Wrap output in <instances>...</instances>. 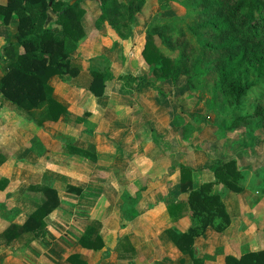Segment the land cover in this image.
Masks as SVG:
<instances>
[{
  "label": "crops",
  "instance_id": "obj_1",
  "mask_svg": "<svg viewBox=\"0 0 264 264\" xmlns=\"http://www.w3.org/2000/svg\"><path fill=\"white\" fill-rule=\"evenodd\" d=\"M140 29L133 26L132 34L121 38L109 24L95 22L74 55L86 50L89 66L141 75L148 65L141 54L145 33ZM12 30L13 25L0 21V47ZM82 64L76 76L49 79L53 96L66 107L57 120L49 118L46 105L26 110L0 95V233L12 223L22 224L42 203L44 194L33 186H51L60 199L44 218L43 237L25 233L0 244V264H73L68 259L72 254H79L84 264H193L174 240L193 224L191 210L176 218L169 212L174 202L188 196L180 188L182 163L193 169V188L213 182L211 192L220 195L230 214L222 230L208 225L194 237L199 264H225L228 254L264 248V198L255 202L246 195L264 185V168L260 164L255 169L250 161L257 158L255 152H245L246 170L235 152L224 158L214 157L215 151L207 156L200 148L203 139L193 134L187 142L180 134L182 117L187 121L191 110L181 109L173 118L172 105L140 100L151 95L154 85L131 88L119 79L107 81L105 93L96 97L87 88L88 65ZM5 69L0 62V77ZM151 96L158 100L159 95ZM75 98L80 104H73ZM230 157L243 173L240 191L217 182L211 170L212 164ZM91 231L98 232L102 247L80 243Z\"/></svg>",
  "mask_w": 264,
  "mask_h": 264
},
{
  "label": "trees",
  "instance_id": "obj_2",
  "mask_svg": "<svg viewBox=\"0 0 264 264\" xmlns=\"http://www.w3.org/2000/svg\"><path fill=\"white\" fill-rule=\"evenodd\" d=\"M82 1H95L99 9L95 21L109 24L121 38H127L132 34L136 14L147 0H7L0 3V21L6 26L13 25L11 37L0 47V62L6 64L0 77L1 96L26 110L46 105V113L53 120L66 110L53 96L49 79L54 75L76 76L81 69L74 54L85 35ZM158 3L161 9L169 6V0H158ZM181 4L185 7L183 16L174 15L147 25L141 51L148 65L144 73L121 74L111 66H89L88 90L100 97L105 93L107 81L114 79L124 81L128 87L157 83L155 88H160L165 83L176 85L181 76L185 77L186 87L202 90L213 80L214 93L232 108L233 117L225 127L227 131L247 127L257 118L264 123L260 106L242 113L253 79H264V0H182ZM50 10L55 13L57 27L54 29L47 23ZM156 37L160 45L176 55L164 53ZM19 46L22 52L18 51ZM158 91L165 95L163 89ZM183 126L182 132L189 128ZM192 170L189 165L180 164V188L188 196L174 202L169 212L176 218L191 210L193 224L174 240L179 249L190 254L193 264H199L193 250L194 237L202 234L208 225L222 230L229 223L230 214L220 195L211 192L212 181L192 187ZM211 170L217 182L233 191L242 189L239 180L243 173L235 158L217 161ZM33 188L44 194V200L22 224L12 223L2 231L0 244H9L25 233H30L32 238L44 236V218L59 205L60 199L51 186L41 184ZM217 218L220 221L215 223ZM92 232L82 235L80 243L85 247H102V238L98 232ZM68 259L73 264H84L79 254H72ZM225 264H264V248L239 256L228 254Z\"/></svg>",
  "mask_w": 264,
  "mask_h": 264
},
{
  "label": "rangeland",
  "instance_id": "obj_3",
  "mask_svg": "<svg viewBox=\"0 0 264 264\" xmlns=\"http://www.w3.org/2000/svg\"><path fill=\"white\" fill-rule=\"evenodd\" d=\"M181 3L182 0H169V6L166 9H161L158 0H147L143 8L136 14L134 27H140L145 33L147 25L152 22L166 20L174 15L183 16L185 14V7ZM81 6L85 8L82 23L85 31H87L95 26V18L99 13V9L95 1H82ZM187 18L188 15L184 18L185 21ZM54 19L55 13L50 10L47 23L53 29L55 27ZM83 37H81L80 40ZM155 40L160 45L159 38L156 37ZM83 46L84 49H87L89 45L84 43ZM160 47L164 53L170 54L171 56L176 55V52H171L162 45H160ZM81 51H83L85 55L81 53L75 55V61L77 63L79 62L81 66L83 62L89 66L92 62L91 58L88 57L86 50ZM88 66L87 69L89 71ZM253 80L254 82L249 86L247 95L242 104V113L251 112L257 106H260L264 112V79L254 78ZM184 82L185 77L182 76L177 80L176 85L165 83L160 88L154 87L155 90L153 89L154 91L151 90L149 93L155 95V98L159 95L157 101H155L151 95L148 96V98L144 97L140 100L143 101L144 105H172L176 110L172 116L173 118L179 114L181 109V112L191 110V113L188 114V120L185 121L184 117H182L181 120V126L182 124L184 126L188 125L189 128H185L183 132L180 130V134L184 135L183 139H185V141L187 140V142L190 139L189 136L193 134L198 140L203 139L200 148L204 149L206 152L208 151L207 156H210L215 151V154H213L214 157L224 158L225 155L232 156L235 152L239 156V163L242 165V169L246 170L244 168H247L246 165L248 160L244 158L245 152H255L253 157L257 158L250 159V161H252L251 163H253L252 165H255V169L260 164L264 168V123L261 122L260 118H257L247 127H240L229 132L225 127L233 117L231 114L232 108L225 103L222 97L214 93L212 88L213 80L210 82L208 88L202 90L189 89L185 86ZM157 85L156 83L155 86ZM111 87L112 84L109 83L107 90L110 91ZM158 89H163L165 95L159 93ZM72 100L74 102L73 104L78 105L79 98ZM215 147L217 150H215ZM255 159H258V162ZM259 177L263 178V174L260 173ZM263 187L264 185L262 188H255L257 191H248L246 195L255 200V202H258L260 201L259 198H264V195H262Z\"/></svg>",
  "mask_w": 264,
  "mask_h": 264
}]
</instances>
